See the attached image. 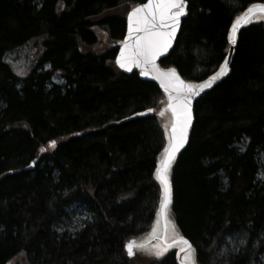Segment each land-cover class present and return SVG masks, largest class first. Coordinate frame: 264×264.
Wrapping results in <instances>:
<instances>
[{
  "label": "trees",
  "instance_id": "1",
  "mask_svg": "<svg viewBox=\"0 0 264 264\" xmlns=\"http://www.w3.org/2000/svg\"><path fill=\"white\" fill-rule=\"evenodd\" d=\"M145 1L0 0V264L21 252L27 264L186 262L125 247L157 217L169 119L157 84L115 63L126 15ZM186 1L159 64L197 82L224 62L238 15L264 0ZM193 114L170 169L175 234L195 264H253L254 248L264 255V20L239 31L228 75ZM239 234L246 244L232 248Z\"/></svg>",
  "mask_w": 264,
  "mask_h": 264
},
{
  "label": "water",
  "instance_id": "2",
  "mask_svg": "<svg viewBox=\"0 0 264 264\" xmlns=\"http://www.w3.org/2000/svg\"><path fill=\"white\" fill-rule=\"evenodd\" d=\"M146 3H148V0H146L145 2L135 6L134 8H137V7H139L143 4H146ZM261 5H264V3H253V4H251L240 15H238L239 21H237L238 17L234 20L233 24L236 23V30H235V34H234L235 43H233L232 40L229 38L230 47H229L228 53L226 55V58H225L224 62L222 63V65H224L225 61H227L226 71L224 72L223 75L216 76V73L221 70V66H220L218 71L209 75L208 77L204 78L203 80H200L197 82H189V81L185 80L182 76H180V74H178L176 72L177 76L181 80H183L186 84H192V85L200 86V85H204L205 82H207L208 86L197 87L195 89V94H193L191 96V98L189 100H187V103H188L190 110H191V123L187 127L186 138L181 143H179L177 145L176 151L173 155V158H172L170 165H169V168L167 170L168 182H169L170 189H171L170 202L168 203L167 207L164 210H161V202H160L157 217H156L154 224H153L150 232L148 233V235L144 239L139 240V241H133L132 240V242H134L133 252H134V249L137 248V249L146 250V251L150 250V251H153L155 253L156 252L166 253V251H168V250H171L173 248H177L178 249V256L182 255V258L186 260V262L183 264H195V259L192 257H189V254L192 251V249L190 250L189 243L188 242L185 243V241H186L185 239L176 236V234H175L176 228H175V226H173V222L169 218L170 203H171V198H172V188H171V182H170V169H171L172 164L174 163L175 159L177 158V156L187 147V144L189 141L190 129H191V127L193 125V121H194L193 108H194L195 102L201 96H203L206 92L210 91L214 86L219 84L228 75L232 61H233L235 46H236V39H237V35H238L239 31L244 26L251 23L252 21L264 20V11L260 10ZM132 9L126 15V21H127L126 31H125V35H124V38L122 40V43L120 45V48L118 50L115 63L125 74L130 75L133 72H137L141 79L147 80V81H152V82L156 83L157 86L165 94L166 100L164 103V109H166L167 116H169V119L166 117L167 123H165V125H164L165 138H166L165 148L166 147L170 148L172 145V126L176 120V116L173 114L172 108H170L168 106L170 103V100H169L170 92L165 91V88L162 84V80L158 79L157 76L160 73L167 72L170 69V68H162L160 66L159 62L168 56L169 52L172 50V48L175 44V41H176L177 36L179 34V31H180L182 20L187 16V13H188V3L186 0H184V9L185 10H184L183 14H181L175 22V32L171 35L170 40L168 41L167 47L161 48L159 55H157L155 57L154 64H155V67L158 71H155V70L148 71L147 75L142 74V72H144L146 70L142 64H137L134 62H126V66L121 67L120 64L117 62L118 57H122V49H126L124 54L127 55V51H130L131 48L136 44L137 37L144 35V33L137 31L138 24H137V16H135V15L133 16V19H132V25H131L132 31L131 32L129 31V23H130L129 22V13L132 11ZM150 11H151V9H145L144 12L139 14V15L143 16V15L149 13ZM167 24H168L167 29H156V31H165L166 30V31L171 32L173 21L168 20ZM233 24H232L230 32H229V37L233 31ZM126 46H127V48H126ZM151 67L152 66L149 65V69ZM214 76H216V78L211 79ZM171 95L175 97V96H177V93L173 91V92H171ZM172 103H177V102L172 101ZM153 111L154 110L151 109L150 113H153ZM144 113L147 114V112H144ZM165 148L162 152V156L160 158L158 166L161 164V162L166 157ZM156 177H157V175H156ZM158 182L160 183L161 189H162V195H161V201H162V199H163V185L161 184L160 180H158ZM126 250H127V248H126ZM127 253H128V251H127ZM131 256H133V255H131Z\"/></svg>",
  "mask_w": 264,
  "mask_h": 264
},
{
  "label": "snow or ice",
  "instance_id": "3",
  "mask_svg": "<svg viewBox=\"0 0 264 264\" xmlns=\"http://www.w3.org/2000/svg\"><path fill=\"white\" fill-rule=\"evenodd\" d=\"M145 9H151V11L143 16L139 14L143 13ZM184 0H148V3L143 4L137 8H133L129 13V31H132V19L133 16H137L138 32L144 33L143 36L137 37L136 44L130 51L122 49V57H118L117 62L121 67L126 66V62H134L142 64L146 69L142 74L147 75L148 71H158L155 67L154 60L160 53L161 48H166L171 35L175 32V22L178 17L184 12ZM260 10L264 11V5L260 6ZM172 20L173 25L171 32L169 31H156V29H167V21ZM239 21V17L237 18ZM236 30V23L233 24V31L230 34V39L235 43L234 34ZM127 48V46H126ZM225 61L224 65H221V70L216 73V76L223 75L226 71ZM149 65L152 67L149 69ZM216 76L211 79H215ZM162 80V84L165 91H169V107L172 108L173 114L176 116V120L172 126V145L165 148L166 157L156 169L157 179L160 180L163 185V199L161 201V210H164L170 202L171 189L168 182L167 170L170 162L176 151L177 145L186 138L187 127L191 123V110L187 103V100L195 94L197 87H206L207 82L204 85L196 86L192 84H186L181 80L175 69H169L167 72L160 73L157 76ZM176 92L177 96H172L171 92ZM176 101L177 103H172ZM149 111H151L149 109ZM51 143H55L54 141ZM187 243V241H185ZM244 243L243 240L240 242ZM128 251V255H133L134 242L129 241L125 245ZM189 247H191L189 245Z\"/></svg>",
  "mask_w": 264,
  "mask_h": 264
},
{
  "label": "rangeland",
  "instance_id": "4",
  "mask_svg": "<svg viewBox=\"0 0 264 264\" xmlns=\"http://www.w3.org/2000/svg\"><path fill=\"white\" fill-rule=\"evenodd\" d=\"M26 58L23 56V54H20L18 57H16V63H20L18 65H15V71L19 74V75H23V74H26L27 71H28V61L25 60ZM25 65H24V64ZM21 64H23L21 66ZM54 82H60L59 79L55 78L53 79ZM263 171H261V175H262ZM83 218H85V215L82 213H79V211H77L76 213H73V214H70V218L67 219V223L68 224V227L71 229H73L74 226H77L79 225V223L84 220ZM169 218L170 220L172 221V218L170 216V211H169ZM173 222V221H172ZM173 226L174 223H173ZM245 237L241 236L240 234L239 235H235L233 238H230L228 240L229 242V246H231L232 248H234V246L236 247L238 244H240L239 246L241 245H244L246 244V240H244ZM241 240L244 241L243 244H241ZM239 249V247H236ZM151 252V251H150ZM152 253V252H151ZM195 251L192 250L189 254V257H192L194 258L195 257ZM134 256V255H133ZM255 256H258L257 259H255ZM135 257V256H134ZM253 257H254V262L253 264H264V255H262V253H259L257 252V250L254 248L253 249ZM8 264H27L26 263V260H25V257H24V254L21 252L19 253L18 255H16L15 257H13L11 259V261L8 263Z\"/></svg>",
  "mask_w": 264,
  "mask_h": 264
},
{
  "label": "bare ground",
  "instance_id": "5",
  "mask_svg": "<svg viewBox=\"0 0 264 264\" xmlns=\"http://www.w3.org/2000/svg\"><path fill=\"white\" fill-rule=\"evenodd\" d=\"M238 36V35H237ZM236 43H237V39H236ZM236 47V46H235ZM150 112V111H149ZM142 115H146L145 113H142Z\"/></svg>",
  "mask_w": 264,
  "mask_h": 264
}]
</instances>
